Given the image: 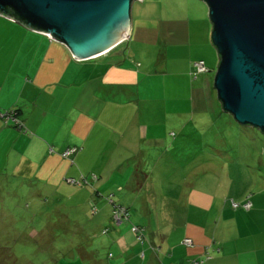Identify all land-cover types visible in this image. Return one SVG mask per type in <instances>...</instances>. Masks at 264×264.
Masks as SVG:
<instances>
[{"label": "rangeland", "instance_id": "obj_1", "mask_svg": "<svg viewBox=\"0 0 264 264\" xmlns=\"http://www.w3.org/2000/svg\"><path fill=\"white\" fill-rule=\"evenodd\" d=\"M210 27L202 0L131 1L129 35L115 47L119 55L111 60L135 65L141 79L136 87L142 98L140 122L146 138L141 142L147 156L138 162L130 155L125 165L126 173L137 167L135 184L119 193L115 186L124 188L126 178L111 175L107 192L96 195L101 199L97 211L90 213L89 206L49 208L58 196L46 194L36 196L33 206L38 208L33 209L31 193L23 192L16 178L1 176L0 264H121L120 254L141 248L132 223L142 229L143 240L158 244L178 227L180 211L174 213V206L185 205L187 211L209 204L211 214H218L217 206L229 204L230 197L238 203L249 200L246 196L258 191L253 187L264 185V134L236 122L216 98L212 77L218 58L209 40ZM198 58L209 71L191 77L192 62ZM255 172L259 181L253 186L249 182L257 178ZM262 191L255 197L258 202L264 199ZM108 193L126 207L129 220L114 223L104 198ZM55 211L67 217L59 220ZM94 219L108 230L97 233L92 242L89 229L98 227ZM114 234H121L118 242Z\"/></svg>", "mask_w": 264, "mask_h": 264}, {"label": "crops", "instance_id": "obj_2", "mask_svg": "<svg viewBox=\"0 0 264 264\" xmlns=\"http://www.w3.org/2000/svg\"><path fill=\"white\" fill-rule=\"evenodd\" d=\"M115 49L85 59L74 58L57 40L0 15V111L15 108L25 128L19 129L12 119L0 116V177L16 178L18 187L31 193L33 209L38 208L36 203L33 206L36 196L46 194L48 198L58 196L49 208H85L92 202L96 212L101 199L95 192H107L111 175L126 178L124 188L115 186L119 193L135 184L137 167L126 173L125 165L132 155L138 162L147 156L141 142L146 138L144 123L140 122L142 98L136 87L141 79L135 65L108 61L106 55L116 53ZM72 146L76 147L72 153L61 155ZM90 172L95 178H89ZM253 175L258 176L249 183L255 186L259 173ZM82 176L89 179L80 184ZM263 188L253 187L258 194L246 196L250 198L247 209L223 203L216 208L218 214H211L214 208L209 204H196L187 211L185 205L180 209L174 206V213L180 211L178 227L158 244L147 238L137 253L120 254L119 262L264 264V199L258 202L255 198ZM113 197L111 193L115 201ZM59 216L55 211V217ZM63 216L67 213L63 212L59 220ZM93 221L98 227L89 229L92 242L99 237L97 233H107L101 231L105 226ZM247 228L248 232L235 233ZM185 236L190 237L191 245L182 242Z\"/></svg>", "mask_w": 264, "mask_h": 264}, {"label": "water", "instance_id": "obj_3", "mask_svg": "<svg viewBox=\"0 0 264 264\" xmlns=\"http://www.w3.org/2000/svg\"><path fill=\"white\" fill-rule=\"evenodd\" d=\"M132 0H0V15L62 43L85 59L128 37ZM217 62L221 110L264 134V0H202Z\"/></svg>", "mask_w": 264, "mask_h": 264}, {"label": "trees", "instance_id": "obj_4", "mask_svg": "<svg viewBox=\"0 0 264 264\" xmlns=\"http://www.w3.org/2000/svg\"><path fill=\"white\" fill-rule=\"evenodd\" d=\"M115 50H117V49H115ZM118 51V50H117ZM117 51H116V55H119V54H117ZM123 53H121V55H122ZM111 55H113V56H111ZM114 55H115V52L113 53V54H107L106 55V58L108 59V61L109 62H114V61H116V60H111V58H113L114 57ZM198 59H201V58H198ZM197 60V59H196ZM195 61V60H194ZM137 64V63H136ZM208 70H206V72H207ZM200 74V73H199ZM190 75H191V77H196L197 75H198V73H194L193 72V66H192V70L190 71ZM9 109H11L12 111H13V115H14V117H16L20 122H22L20 119H19V117L17 116V110L15 109V108H6V109H3V110H1L0 111V113H2V112H4V111H7V110H9ZM220 109H221V107H220ZM1 116V115H0ZM2 117V116H1ZM13 121V120H12ZM14 122V121H13ZM72 147H74V150L76 149V147L75 146H72ZM72 147H67V148H72ZM66 149V148H65ZM64 149V150H65ZM63 150V151H64ZM73 150V151H74ZM63 151H61V155H62V152ZM73 151H71L70 153H72ZM69 153V154H70ZM68 155V154H67ZM67 155H65V156H67ZM62 156H64V155H62ZM90 174H91V176H89V178L90 179H93V178H95V174L93 173V172H90ZM89 174V175H90ZM89 178H85L84 176H82L81 177V179H79L80 180V184L81 183H85L86 181H88V179ZM85 181V182H84ZM95 195H101L99 192H95ZM106 200L109 202V204H110V207H111V209H110V211H111V218H112V220L114 221V222H116V223H121V221L122 220H129V218H128V212H127V209H126V207L123 205H121V204H118V203H116V201H114L112 198H111V194H109L107 197H106ZM231 201H235L233 198H229V203H230V206L232 207V208H236V207H241V208H243V209H247V208H244L242 205H237V206H235V207H233L232 205H231ZM245 201V200H244ZM244 201H241L239 204H241L242 202H244ZM235 202H237V201H235ZM89 206L91 207L90 208V210H91V213L92 212H95V205L92 203V202H90L89 203ZM119 208H121V209H119ZM162 208H164V206L162 207ZM114 212H116L117 214H118V219H116L115 217H114ZM132 226L130 227L131 228V230H133V231H136V236H137V239L139 240V242L141 243L140 244V249H143V246H145L146 245V242L147 241H145L146 239H142L141 237H142V229L141 228H139L138 226H136L135 224H131ZM134 227V228H133ZM107 228L106 227H104V228H102L101 229V231L102 232H107ZM187 236H185V237H183L182 238V242L185 244V245H191V243L190 244H186L184 241H183V239L184 238H186ZM187 238H190V237H187ZM190 241H191V239H190Z\"/></svg>", "mask_w": 264, "mask_h": 264}, {"label": "built area", "instance_id": "obj_5", "mask_svg": "<svg viewBox=\"0 0 264 264\" xmlns=\"http://www.w3.org/2000/svg\"><path fill=\"white\" fill-rule=\"evenodd\" d=\"M192 66H193V72L194 73H202L204 71L207 70V67L205 66L203 60L201 59H197L195 61L192 62ZM0 115L5 119L7 118H10L12 119L15 124V126H17L18 128H21V129H25L24 128V125L22 124V122H20L16 117H14L13 115V111L11 109L7 110V111H4L2 113H0ZM74 150V147L72 148H66L63 152H62V155H67L69 154L71 151ZM72 181V179H70ZM231 205L233 207L237 206V205H242L244 208H248L250 206V201L249 200H245L244 202H242L241 204H239L238 202H235V201H231ZM121 209V208H119ZM114 217L116 219H118V214L116 212H114ZM134 228V227H133ZM183 241L186 243V244H190L191 241H190V238H184Z\"/></svg>", "mask_w": 264, "mask_h": 264}, {"label": "clouds", "instance_id": "obj_6", "mask_svg": "<svg viewBox=\"0 0 264 264\" xmlns=\"http://www.w3.org/2000/svg\"><path fill=\"white\" fill-rule=\"evenodd\" d=\"M125 39H126V38H125ZM122 41H124V40H122ZM119 43H120V42H119ZM119 43H118V44H119ZM115 47H117V45H115V46L112 47L111 49H113V48H115ZM111 49H109V50H111ZM109 50H108V51H109ZM201 60H203V59H201ZM203 62H204V60H203ZM204 64H205V63H204ZM205 66H206V65H205ZM206 67H207V66H206ZM214 69H215V68H214ZM207 70L209 71L208 67H207ZM204 72H206V71H204ZM202 73H203V72H202ZM16 127H17V126H16ZM19 129H21V128H19Z\"/></svg>", "mask_w": 264, "mask_h": 264}]
</instances>
